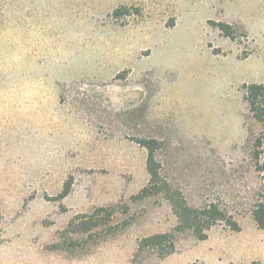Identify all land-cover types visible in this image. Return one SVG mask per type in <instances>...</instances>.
I'll list each match as a JSON object with an SVG mask.
<instances>
[{"label": "rangeland", "instance_id": "1", "mask_svg": "<svg viewBox=\"0 0 264 264\" xmlns=\"http://www.w3.org/2000/svg\"><path fill=\"white\" fill-rule=\"evenodd\" d=\"M252 85L264 0H0V264H264ZM176 200L241 231L139 251Z\"/></svg>", "mask_w": 264, "mask_h": 264}, {"label": "trees", "instance_id": "2", "mask_svg": "<svg viewBox=\"0 0 264 264\" xmlns=\"http://www.w3.org/2000/svg\"><path fill=\"white\" fill-rule=\"evenodd\" d=\"M264 97L263 85H252L247 88V100L251 104V109L257 118L262 119L264 114H258L255 111V102L258 98ZM151 182L147 188L142 191L144 197L154 196L156 192L153 183L155 174L150 168ZM173 208L177 215L178 225L170 233L157 234L142 240L139 245V251L145 247L157 251L162 257L169 256L176 249V232L189 231L197 236L199 241L207 238L199 236L200 233L208 231L218 224H225L233 232H239L240 227L229 213L222 209L218 204L211 203L201 208H193L184 202H173ZM252 217L259 229L264 231V202H257L252 210Z\"/></svg>", "mask_w": 264, "mask_h": 264}]
</instances>
